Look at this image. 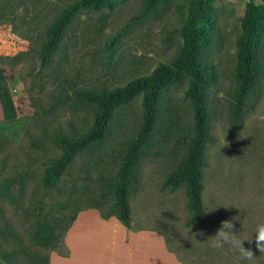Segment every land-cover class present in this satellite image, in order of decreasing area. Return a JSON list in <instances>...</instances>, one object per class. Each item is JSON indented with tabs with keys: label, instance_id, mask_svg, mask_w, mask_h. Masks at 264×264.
I'll return each instance as SVG.
<instances>
[{
	"label": "rangeland",
	"instance_id": "rangeland-1",
	"mask_svg": "<svg viewBox=\"0 0 264 264\" xmlns=\"http://www.w3.org/2000/svg\"><path fill=\"white\" fill-rule=\"evenodd\" d=\"M72 1L0 0L13 10L0 18V69L17 110L13 119H5L0 107V241L2 249L21 247L25 252H18L11 264H39L36 256L49 254L31 241L39 214L56 222L77 206L84 207L88 196L100 192L102 177L115 175L124 148L138 129L140 94L118 110L106 139L77 154L57 184L47 187L45 168L63 154L55 139L81 134L92 123V106L78 92L100 91L148 74L160 62L169 64L182 44L187 0H169L148 13L143 12L146 0H119L111 8L77 12L51 62L41 67L39 51L46 30ZM250 1L213 0L216 43L207 59L216 79L208 87L211 140L203 168L202 214L190 221L184 186H163L190 137L186 79L163 93L150 154L139 163L136 189L130 195V227L159 230L181 264H264V253L256 249L254 239L257 226L264 223V37L263 74L246 99L242 127L230 137L236 40ZM224 221H232L237 238L252 236L251 245L247 240L243 244L252 249L254 260H240L238 251L227 244L222 249L212 246ZM91 231L97 247L104 240L102 234L111 232L101 226ZM145 249L148 264H166L156 243L149 240ZM104 250L105 246L98 248L87 262L101 263ZM55 251L65 252L63 241ZM9 262L0 256V264ZM53 264L64 260L54 258Z\"/></svg>",
	"mask_w": 264,
	"mask_h": 264
},
{
	"label": "trees",
	"instance_id": "trees-1",
	"mask_svg": "<svg viewBox=\"0 0 264 264\" xmlns=\"http://www.w3.org/2000/svg\"><path fill=\"white\" fill-rule=\"evenodd\" d=\"M119 0H74L68 3L46 30L45 39L39 51L41 67L47 66L53 54L59 49L63 34L77 12L85 9L111 8ZM169 0H146L143 12L155 11ZM188 15L182 29V44L177 55L169 64L158 63L150 73L135 76L121 85L100 91L82 90L78 95L92 106L90 127L73 137L60 136L55 144L62 149V156L48 162L45 168L44 184L53 187L75 156L92 150L107 137L110 125L121 108L127 106L140 94L141 117L138 129L127 142L116 173L113 177H102L100 192L88 196L84 207H78L71 214H64L56 222L39 214L31 234V241L38 247L52 251L59 247L63 236L75 220L79 211L97 209L102 218L115 216L125 227L131 223L129 199L136 189L138 166L141 159L149 155L151 138L162 113L163 93L170 86L186 79L184 95L191 111L190 137L185 152L163 180L164 187L176 188L183 185L187 206L191 212L190 221L203 212V168L206 145L211 140L209 132L210 109L208 87L215 81L216 73L207 59V54L216 43V20L213 0H187ZM11 10L0 5V18H6ZM264 37V0L250 1L243 30L236 40L235 91L230 107V137L242 127V116L246 99L256 89L263 74L262 40ZM0 107L5 119H13L17 110L7 86L6 76L0 69ZM168 118L175 125L170 111ZM9 195V193H7ZM8 231V230H7ZM6 234H1L5 238ZM23 248L7 251L1 248L0 256L9 262ZM39 264L49 263V254L36 256ZM10 263V262H9ZM11 264V263H10Z\"/></svg>",
	"mask_w": 264,
	"mask_h": 264
},
{
	"label": "crops",
	"instance_id": "crops-1",
	"mask_svg": "<svg viewBox=\"0 0 264 264\" xmlns=\"http://www.w3.org/2000/svg\"><path fill=\"white\" fill-rule=\"evenodd\" d=\"M96 226L111 230L109 234H102L104 240L98 247L93 240L96 234H91V229ZM149 240L159 246L166 264H181L178 255L168 247L165 235L159 230L127 228L115 216L102 218L97 209H84L78 212L63 236L65 252L50 251L48 264H53L54 258L63 259L64 264H95L87 260L103 246L105 253L99 258L101 263L97 264H148L145 246Z\"/></svg>",
	"mask_w": 264,
	"mask_h": 264
},
{
	"label": "clouds",
	"instance_id": "clouds-1",
	"mask_svg": "<svg viewBox=\"0 0 264 264\" xmlns=\"http://www.w3.org/2000/svg\"><path fill=\"white\" fill-rule=\"evenodd\" d=\"M225 143L223 146H225ZM233 219H239L234 217ZM234 225L232 221H224L220 230L215 235V240L213 247L217 249H222L226 244L232 247L234 250L238 251L239 258L242 261H252L256 257L252 249L246 248L243 244V241L247 240L251 245L252 236L246 239H239L235 235L236 232L233 231ZM255 233V247L260 253H264V223H261L257 226ZM202 234V233H201Z\"/></svg>",
	"mask_w": 264,
	"mask_h": 264
}]
</instances>
